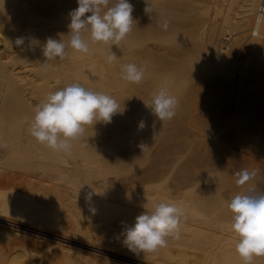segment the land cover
Returning <instances> with one entry per match:
<instances>
[{"label":"bare ground","instance_id":"obj_1","mask_svg":"<svg viewBox=\"0 0 264 264\" xmlns=\"http://www.w3.org/2000/svg\"><path fill=\"white\" fill-rule=\"evenodd\" d=\"M130 2L134 5V22L132 25V31L127 35V37L123 41L120 42L119 45L112 46V51L115 52L118 58L112 63H108L107 56L109 54V46L103 43L91 42L90 33L88 32L82 33L83 38L85 40H88L89 42V52L87 54L80 53L72 49L70 46H67V56L64 59L56 58L55 60H49L46 62V58L43 56V46L48 38L61 40L66 45H68L70 39L68 35L70 32L69 25L71 22L69 13L73 9L78 7L77 0H0V167L12 168V170H14V167L17 168L18 165L19 168L20 166L28 167L32 165L31 168L36 166L45 169V171L51 170L50 173L52 172V170L55 169V175L57 178H55L54 173H51V175L52 178L54 175V179H57L55 183H57L58 185L56 186H59V189H63V195L68 200H73L75 201V204L77 203V205L74 206L75 209H82L80 208V205L82 206L83 204V206L87 207V211L93 214L91 215L89 213L90 216H94L97 212L96 215L99 217H96L100 218V221L99 219H97L99 223H101L102 221L101 226H103V224L106 222V218H108L107 216L110 215V213L115 214L114 217L116 215H118V217L121 216V218L119 217L121 219L119 221V225H121V222L124 223V220H126V223L128 222V220L132 219L131 221H133V223L128 224V226H130L134 224L135 218L142 212L151 211L155 203H158L162 200H167L169 202H177L179 204H182L186 209V220H194V223L199 221V223L197 222L199 226L197 225L198 228L196 229H194V226L192 225L183 223L184 221L181 222L180 231L187 230L190 233L191 230L197 231L196 233L198 235H202L205 238L209 237L208 239L210 241L208 245L210 247V250L208 247L207 249L209 250L208 253L210 255V259L214 262L213 264H243L242 259L240 258L235 249L236 237L230 229L231 216L227 217L228 208L225 210L226 207L224 206L226 203H228L226 202V196L224 195L228 194L226 193L223 195L222 193H218L220 188L226 186H229L231 188L230 191L233 196L238 193L245 192L248 188H253L258 191L264 189V161H262L264 159V145H262V143L264 144V142L260 143V139H257L258 135L253 136L254 132H252L251 130V125H253V117L249 116L250 112H252L255 108L254 102L258 101L260 98L264 99L262 98L264 97V26L261 27L259 34L255 33L253 30L255 26L256 17L259 14L258 8L260 0H130ZM148 5L152 8L151 13H147L145 11V8ZM165 19L168 21L167 29H164L162 27L163 20ZM238 33H240V35H242L243 33L246 34H243L244 36L240 37L242 39L244 38L241 44L238 45L236 49H233V47L235 46H233V44L237 41H240L239 39H237L238 37H236V34ZM18 39H22L23 43L17 44L16 42ZM241 45L243 46L241 47ZM126 63H135L138 66L145 67V77L141 83L134 84L127 82L121 78V65ZM204 71L205 73L207 72L209 75L220 73L221 75H224L223 77H226L227 75V77L229 76V78L232 79L234 76L233 74H231L232 72H234V74L235 72H237L239 75L236 81L235 92L238 95L237 98H240L239 100L242 103V109H244L245 114H247L248 117L243 118V122L244 119H246V122L243 123V126L244 124H247V128L249 126L250 129V131L248 129L249 134H247L249 136L252 135L253 137H256L253 138V140L256 142V147H254L255 155H253L254 152L251 151L252 149H250L249 152V150L245 151L243 148L245 152L248 151V154L250 153L252 156H256L255 159L252 158L250 160V158L245 155L248 158V163L245 164L244 169H248L249 171H257L258 175L256 179L248 184H245L242 187H238L236 185V173L240 172L244 166V163H246H239L240 161L238 162L237 158L240 159V157L237 156V162L234 161L233 165L229 166L226 162H224V164L226 165L224 166V164H222V169L217 168V170L221 169L219 173L213 167L214 170L212 169V171H216L218 173H216L215 175V185H213L212 187L200 186L198 188L197 194H194L196 196L194 197V200L192 197L188 198V194L186 193L190 191L195 193V190L193 191V189H196L194 187L196 185H199L198 183H200L199 181L201 179V176L203 175V173L205 174L210 170L204 168L198 169V167L195 168L194 166L190 167L195 168L193 170L188 171V168L186 170L183 169L182 171L179 170L180 173L177 174V176L176 174L175 176H171V173L174 170V164H176L175 160L177 159V157H175L174 155L173 158H167L166 155L165 161L162 162V159L161 163H159L158 161V165H156L157 163L155 162L156 164H153L151 168L147 167L148 169H144L145 171L142 172L140 176L138 175V178L136 176L135 178L132 177L134 179L131 180L130 178V181H125V178H122V180L120 179L124 183H122L123 185L120 184V180L118 182L119 178L117 177L122 170H120L118 165L121 166L123 162L125 167L124 169L121 168L123 170H125L127 168L126 166L129 165L128 167H131L130 170L129 168L128 171L127 169L125 170L128 173L129 171H131V169L134 170L133 168L137 167V165L142 163V157L140 158V156L137 154L138 152L135 151L140 145L136 147L130 145L132 148H130L129 146V148H127L126 145L130 142H134L136 140L138 141L141 139L144 142L143 144L146 145V148L147 146H151L150 148L152 149V143L153 141H155V137H158L159 135L161 136L168 128H172L173 126L170 123L169 127H167L168 121L159 120L151 112V109L146 107L145 103H147V101L152 97V95L159 91L160 88H166L171 95L176 96L179 100V106L176 110V115L173 119L170 120H179L180 122V124L174 125V128H176H173L174 131L182 130V125H185V123L186 129L190 128L191 125L193 126L194 124V122L192 121V117L196 116L195 114H193L195 113V109L193 108L195 105L192 107L191 99H193L195 94H197V76L201 73L203 74ZM201 75L199 76V79ZM208 79L211 80L209 76ZM224 79L226 80L227 78H223V82L225 81ZM232 79L230 81H232ZM72 83H80L84 87L89 88L93 91L111 95L120 104V110L123 112L115 114L113 116V126H108L111 127V137H109V134H111V132L108 131L110 129H108L107 127V131H105L106 129L103 131L101 130V135H98L99 137H97V135L93 136V134L91 133H86V129L82 140L72 141L73 147L70 152H55L51 148L40 144L35 138L30 135V124L34 117L36 106L45 101L49 92ZM226 84H231V82ZM202 86H204V84ZM111 88L115 89V91L112 92ZM198 107L199 106H197V109ZM199 114L201 115V113ZM141 121L144 122V127L142 128L140 127ZM107 132L110 133H108V135L106 136L105 134ZM172 133H169V135ZM98 134L100 133L98 132ZM191 135L193 134L191 133ZM169 139H171V136ZM98 140L99 143L97 142ZM239 140L240 139H238V141ZM209 142L208 143L212 145L213 142ZM180 143L182 144V142ZM135 145L137 144L135 143ZM224 145H222V147ZM203 146L205 147L206 145L204 144ZM178 147H180V145ZM200 147L202 148V145H200L199 148ZM213 147H215V145L212 146V148ZM222 147L219 148L223 151ZM229 147L230 146H228V148ZM220 149L219 151H217V155H219V153L222 155ZM245 149H247V147ZM213 150L215 151V148L212 149V151ZM224 150L227 151L226 149ZM168 151L169 149L160 151L161 154H159V156L163 155L165 152ZM228 152H226V154H228ZM142 153H144V150ZM156 154L155 159L157 158ZM224 154L225 153L223 152V158ZM229 155L232 156L231 153H229ZM147 156L148 155L146 154L144 156L145 158L143 159H147ZM194 156H197V160L195 158L194 159L196 160V163H198V158H200L201 156L198 157L197 154H195ZM138 158L141 159V162ZM228 158L230 159L232 157L228 156ZM205 159H207V157ZM213 159L215 160V163L218 161H216L214 156L212 160ZM225 159L227 160V155ZM225 159H220L219 162H223V160ZM212 160L211 162H213ZM125 161L127 163L132 162L133 164L130 165V163H128L125 165ZM186 161L183 160L184 163H186ZM202 163L203 162H201V164ZM215 163L210 165H215V167H217ZM181 167L183 168V165ZM117 168L120 171H118ZM4 170L2 169V171ZM5 173L3 174V178L9 175L7 172V175L5 176ZM9 173L11 176L12 173ZM110 173L114 174L110 175ZM13 175H15L16 177V174ZM2 176L0 178H2ZM92 177L98 179H95L96 181L94 180L93 182L91 181ZM11 178L14 177L11 176ZM203 178L205 179L204 175ZM164 182L168 183L167 186L169 185V187L166 186V192L162 191L163 193H161L160 189L163 188H159L160 186L158 185V183H162L163 185ZM152 183H154L155 186L157 183V186L159 188L157 189L155 196L153 189L150 190L152 191V193H154L152 197H149L148 195H138L139 193H142L141 191L132 192V190H139V185H147L149 187V185H151ZM118 184H120L121 186H118ZM1 185L4 186L5 184ZM131 187L133 189H131ZM122 188H124V190H122ZM144 190H146L145 187L143 191ZM148 190L146 191L148 192ZM16 191L18 190H13L11 188L6 189L5 186L4 188L0 186V218L5 217L4 215H11L15 217H20L18 219H27L28 222L30 221L34 224H53L56 228H60L61 230L65 231L66 228L64 227L65 229H63V227H61V224L64 225V223L62 222L60 224V222L63 220L61 217L63 215H60V217L59 214L55 215L53 208L51 206H47L51 203L46 205L41 202V200H39L35 196V194H33V196H29V194H22L23 191L21 190L20 191L22 193L19 191V193H17ZM147 192L144 193L146 194ZM211 193H216L219 195L221 199L220 207H222L223 203V210H225L227 213L225 216L215 215V218H202L205 213H210L206 212L207 210L205 207L207 203V205H209V202H204L206 203L204 206L205 209L203 208L204 210H202L198 207L199 204L197 206V202L195 201L197 199H208ZM65 201L67 200L65 199ZM54 203H57V201ZM66 203L67 204H65L64 202L65 206H68V201ZM64 204H60V206L63 205V209ZM217 206L219 208V204H217ZM47 207H51L52 212H50L51 208L48 209ZM214 207H216V205H214ZM83 209L85 210V208ZM211 209V211H213L215 208L213 209L212 207ZM84 210L81 213V217H84L83 215H85ZM76 211L77 210H75V212ZM93 211L94 213H92ZM218 211L220 212L222 210L218 209ZM216 212L217 211H215V213ZM77 213L78 211L76 212V214ZM78 214L80 215V213ZM207 214L205 216H208ZM212 214L210 213L209 216H211ZM79 215H76L78 217L77 220L81 218H79ZM229 215H231V213H229ZM101 216H104V218H106L102 219ZM222 216L223 218H221ZM196 217H198V220L194 219ZM83 220L82 218L80 219L81 224L77 225V228L72 229V232H74L75 234H81L85 238L87 237V239H90L94 241L93 243L97 244H108L112 246L114 243L117 242H113V240L109 238L110 236L106 238L108 234L105 230L104 233L107 234L106 236L104 235V233L101 234L102 232L96 234V230H98L99 227H97L96 224L92 223L91 220L88 221L92 223V225H88L86 223L87 221ZM115 224L116 222L113 225ZM104 225H106V223ZM17 227L10 228L0 223V237L8 236L23 241H31L32 239V243L33 240L36 241V243H43V245L41 246L45 247V249L47 248V251L49 249L51 250V247H53L55 250H57L56 253L61 256V261L64 264H128L120 260L119 258H108L109 256L97 259V256H93L88 252L84 251L83 249L76 247L75 245L73 246L55 240H50L47 244L48 241L46 242L45 238L41 236H34L31 233L26 232ZM106 227L105 228L107 230L112 228L113 226L109 223ZM123 227L120 228L119 226L118 228L122 229ZM126 227L127 225L125 226V228ZM115 229L116 231H113L114 235L115 233L119 234V232H117V228ZM115 229L113 227V230ZM108 231L109 230H107V232ZM69 232L70 231H68V233ZM117 236L118 235L116 234V237ZM119 239L120 238H118V240ZM208 239L206 238V240ZM178 240L180 239H177L175 243H172L176 244ZM200 240L202 241L203 239ZM44 241L47 245H44ZM201 241V244L205 243ZM195 242L196 241H194L193 243L197 245V242ZM180 243H177V246H181ZM81 244L79 243V245ZM169 246H171V244H169ZM203 246H201L202 249L198 248V250L203 251L204 247L206 250V246ZM27 247L28 246L24 248L25 250L23 248L21 250H29V248ZM193 247L195 246L193 245ZM38 250L36 252H38ZM125 250L129 253H132L127 248H125ZM195 250L194 253H198V250L196 252ZM31 251L32 250L30 249V252ZM44 251L42 250L41 253H43ZM26 252H24L25 254L21 252V254L27 255ZM176 252L178 253V249L176 250ZM205 252L207 254V251H204V254ZM189 253H191V251L188 253L178 254L176 257V255H174L175 251L173 253L170 248H161L153 253H140L138 256H141L143 258L145 257L146 259L150 258L155 261L162 260L163 262L166 261L173 264H199L198 262L193 263V258H196L194 255L193 258H189L190 260L192 259L191 261L187 258L186 255ZM0 255V257H2V254ZM39 255L40 254H38V256ZM3 256V258L7 257V255L5 256L4 254ZM28 257L31 258V256ZM38 258L40 259V261H42L40 262L42 264L43 258H41V256H39ZM5 259L4 261H1L0 264H5L6 262L7 264H10V261H6ZM206 259L207 258L204 257V260ZM263 259L264 257H255L252 261V264H263ZM198 261H200V259ZM58 264L61 263L58 262ZM203 264L207 263L205 262Z\"/></svg>","mask_w":264,"mask_h":264},{"label":"rangeland","instance_id":"obj_2","mask_svg":"<svg viewBox=\"0 0 264 264\" xmlns=\"http://www.w3.org/2000/svg\"><path fill=\"white\" fill-rule=\"evenodd\" d=\"M243 34H246V33H243ZM240 35V33H238V34H236L237 36L236 37H238L237 39H239L240 41H237L236 43H234L233 44V49H236L237 47H238V45H240L241 44V42L244 40V38L242 39V38H240L241 36H244V35ZM243 45H241V47H242ZM241 49V48H240ZM234 51V50H233ZM199 74H200V72H199ZM202 74V73H201ZM200 74V75H201ZM205 76H207V77H205ZM203 76L201 75V77H200V79H199V76L200 75H198L197 76V85H198V87H197V94H195V96L193 97V99H191V104H192V107L195 109V113H193V114H195L196 116H193L192 118H193V122H194V124H193V126L191 125V127L190 128H188V129H186V123H185V125L183 124L181 127V129L182 130H180V131H174V129H176V128H174L175 126L174 125H178V124H180V122H179V120H177V121H170V120H167L168 121V124H167V127H169V124L171 123L173 126H172V128H168L161 136L159 135L158 137L156 136L155 138L156 139H154L155 141H153V143H152V149L150 148L151 146H147V148H146V145L145 144H143L144 142H143V140H136V141H134V142H130V143H128L127 145H126V147L127 148H132L131 146L133 145L134 147H136V146H138V145H140L139 147H137V150H135V151H137L138 153V155L140 156V158L142 157V163L141 164H139V165H137V167H135V168H133V166H132V168L134 169V170H132L131 169V171H129L128 173H127V171H128V166L129 165H127L126 167V169H127V171H125V170H123L125 167H124V164H123V162H122V165L121 166H119L118 165V167L120 168V170H122L120 173L118 172V171H120L118 168H117V172L119 173H117L118 174V177L117 178H119L118 179V182H119V180L121 179L122 180V178L125 180V181H130V178H131V180L132 179H134L135 178V176L138 178L141 174H142V172H144L145 170H147L149 167L151 168L152 166H153V164H156V165H158L159 163H161V160H162V162L163 161H165L166 160V157L168 158V157H174V155H175V157H177V161L175 160V162H176V164H174V170L172 171V173H171V176H175V174H176V176H177V174H179L180 173V171H182L183 169L184 170H186L187 168H188V171L189 170H193V169H195V168H197L198 167V169H207V170H210L209 172H207V173H203V175H204V177H205V179L203 178V175L201 176V179H200V183H198L199 185H196L194 188H196V189H193V191L195 190V193L194 192H192V191H190V192H185L186 194H188L187 196H188V198H190V197H192L193 199H194V197H196L195 195L197 194V192H198V188L201 186V187H204V186H210V187H212L213 185H215V175H216V173L218 172H220V170L222 169V164H224V162H226L227 163V165H233V163H234V161L235 162H237V160H238V162L239 163H243V162H246V163H244V166H243V168H242V170L244 169V167H245V164H247L248 163V158H250V160L252 159V158H256V156H252L250 153L248 154V151L247 152H245L246 150H249V152H250V149H252L251 151H255L254 150V147H256V142L253 140V138H256V137H253V136H255V135H258V137H257V139L259 138L260 139V143H262V142H264V128H263V126H264V99H259L258 101H256V102H254V110L252 111V112H250V115L249 116H251V117H253V122H252V124L254 125H251V130H252V132H254V135L252 136H249L248 134V129H249V126H248V128H247V124H244V126H243V123L244 122H246V119H244V122H243V118H248L247 117V114H245V111H244V109H242V103L240 102V98L238 99L237 97H238V95H237V93L235 92L236 91V81H237V78H238V73L237 72H235V74H234V72H232L231 74H233L232 76H233V79L232 78H229V76L227 77V75H226V77H223L224 75H221L220 73L218 74V73H216V74H213V75H209L207 72L205 73V71L203 72ZM208 74V75H207ZM208 76H209V78L211 79V80H209L208 79ZM211 77H213V78H211ZM227 78L225 81H227V82H223V78ZM218 79V80H217ZM220 79H222V80H220ZM232 79V81H230ZM214 80V81H213ZM220 80V81H219ZM219 81V82H218ZM221 81H222V83H221ZM229 81V82H228ZM206 82V83H205ZM231 82V84H226V83H230ZM199 83V84H198ZM212 83V84H211ZM220 83V84H219ZM204 84V86H202ZM216 84V85H215ZM225 85V86H223V85ZM217 85H218V87H217ZM222 86V87H221ZM227 86V87H226ZM230 88H229V87ZM205 87V88H204ZM208 87V88H207ZM211 88V89H210ZM225 89V90H224ZM230 91H229V90ZM232 89V90H231ZM212 90V91H211ZM216 90V91H215ZM111 91L112 92H114L115 91V89H112L111 88ZM229 91V92H228ZM208 92V93H207ZM204 93H205V95H204ZM225 93V94H224ZM230 93V94H229ZM199 94V95H198ZM209 96V97H208ZM229 96V97H228ZM236 96V97H235ZM225 97V98H224ZM220 98V99H219ZM262 98H264V97H262ZM196 99V100H195ZM210 99V100H209ZM212 100V101H211ZM228 100V101H227ZM235 100V101H234ZM202 101V102H201ZM210 101V102H209ZM194 102V103H193ZM197 103V104H196ZM206 104V105H205ZM229 104V105H228ZM237 104V105H236ZM241 104V105H240ZM197 106H199L198 107V109H197ZM210 106V107H209ZM238 106V107H237ZM240 106V107H239ZM202 107V108H201ZM208 107V108H207ZM209 108H211V109H209ZM213 108V109H212ZM224 108V109H223ZM226 108V109H225ZM193 109V110H194ZM197 109V110H196ZM206 109V110H205ZM209 110V111H208ZM237 110V111H236ZM242 110V111H241ZM233 111V112H232ZM199 113H201V115L199 114ZM217 113V114H216ZM218 114H220V115H218ZM209 115V116H208ZM228 115V116H227ZM227 116V117H226ZM246 116V117H245ZM227 118V120H226V118ZM206 118V119H205ZM207 118H209V119H207ZM233 118V119H232ZM196 119V120H195ZM223 119V120H222ZM232 119V120H231ZM184 120H186V119H184ZM203 120H205V121H203ZM214 120H215V122H214ZM222 120V121H221ZM218 121H220V122H218ZM179 122V123H178ZM225 122V123H224ZM112 123H113V118H112V120H111V122L110 123H103V122H98V123H96L95 125H93V126H87L86 127V129H87V131H86V133H91V134H93V136L94 135H97V137H99L100 135H101V130L103 131V130H105V131H107V128L108 129H110V130H108V131H110L111 132V134H109L110 136L109 137H111L112 136V131H111V127L113 126L112 125ZM231 123V124H230ZM104 124V125H103ZM199 124V125H198ZM212 124V125H211ZM215 124V125H214ZM226 124V125H225ZM111 125V127H108V126H110ZM208 125V126H207ZM240 125H241V127H240ZM105 126V127H104ZM107 127V128H106ZM203 127V128H202ZM216 127V128H215ZM221 127V128H220ZM242 127H244V128H242ZM102 128H104V129H102ZM174 128V129H173ZM213 128V129H212ZM233 128V129H232ZM190 129H191V131H190ZM194 129V130H193ZM200 129V130H199ZM227 129V130H226ZM100 130V131H99ZM207 130V131H206ZM220 130V131H219ZM241 130V131H240ZM100 133V134H98V132ZM189 131V132H188ZM219 131V132H218ZM232 133H231V132ZM249 131H250V129H249ZM110 132H107L105 135L107 136L108 135V133H110ZM172 132H174V133H172ZM182 132V133H181ZM197 132V133H196ZM202 132V133H201ZM214 132V133H213ZM216 132V133H215ZM243 132H244V134H243ZM166 133V134H165ZM169 133H172V134H170L169 135ZM191 133L193 134V135H191ZM194 133H195V135H194ZM200 135H199V134ZM248 133V134H247ZM168 134V135H167ZM215 134H216V136H215ZM236 134V135H235ZM240 134V135H239ZM99 135V136H98ZM184 135V136H183ZM238 135V136H237ZM163 136V137H162ZM168 136H169V138H170V136H171V139H169L168 138ZM173 136V137H172ZM179 136V137H178ZM201 136V137H200ZM212 136V137H211ZM218 136H220V137H218ZM243 136V137H242ZM177 137H178V139H177ZM196 137V138H195ZM205 137V138H204ZM234 137V138H233ZM247 137V138H246ZM250 137V138H249ZM158 138V139H157ZM176 138V139H175ZM201 139V140H200ZM230 139V140H229ZM234 139V140H233ZM238 139H240L239 141H238ZM167 140V141H166ZM199 140V141H198ZM205 140H206V142H205ZM213 140V141H212ZM215 140V141H214ZM248 140V141H247ZM251 140V141H250ZM209 141H211V142H213L212 143V145L211 144H209L210 142ZM237 141H238V144H237ZM250 141V142H249ZM98 143H99V140L97 141ZM96 142V143H97ZM179 142V143H178ZM180 142H182V144L180 143ZM190 142H192V143H190ZM209 142V143H208ZM228 142V143H227ZM248 142H249V144H248ZM253 142H254V145H253ZM135 143L137 144V145H135ZM170 143H171V145H170ZM175 143H177V144H175ZM202 143V144H201ZM216 143V144H215ZM218 143V144H217ZM222 143V144H221ZM236 143V144H235ZM250 143H252V144H250ZM169 144V145H168ZM180 145V147H178L179 145ZM206 145L205 147L203 146V145ZM221 144V145H220ZM226 144H228V145H225ZM247 144V145H246ZM131 145V146H130ZM178 145V146H177ZM189 145V146H188ZM191 145V146H190ZM198 145V146H197ZM200 145H202V148L200 147L199 148V146ZM215 145V147H213L212 148V146H214ZM220 145V146H219ZM222 145H224L223 147H222ZM238 145V146H237ZM243 145V146H242ZM249 145V146H248ZM253 145V146H252ZM262 145H264L263 143H262ZM129 146V147H128ZM160 146V147H159ZM164 146V147H163ZM175 146V147H174ZM228 146H230L229 148H228ZM253 148H252V147ZM156 147V148H155ZM167 147V148H166ZM188 147H189V149H188ZM190 147H191V149H190ZM218 147V148H217ZM219 147H222V149H223V151L219 148ZM247 147V149H245ZM210 148H211V150H210ZM215 148V151L213 150L212 151V149H214ZM232 148H234V149H232ZM243 148H244V150H243ZM148 149H151V150H148ZM166 149H169V151L168 152H165L163 155H160L159 156V154H161V152L160 151H164V150H166ZM181 151H180V150ZM200 149H201V151H200ZM217 149V150H216ZM219 149H220V152H222V155L219 153V155H217V151H219ZM224 149H226L227 151H225ZM139 150V151H138ZM143 150H144V153H142L143 152ZM154 150V151H153ZM158 150V151H157ZM179 150V151H178ZM186 150H188V151H186ZM197 150H198V152H197ZM209 150V151H208ZM230 150V151H229ZM150 151V152H149ZM157 151V152H156ZM176 151H178V152H176ZM229 151V152H228ZM234 151V152H233ZM236 151V152H235ZM239 151V152H238ZM140 152V153H139ZM147 152V153H146ZM170 152H172V153H170ZM176 152V153H175ZM180 152V153H179ZM205 152V153H204ZM211 152H213V153H211ZM216 154H215V153ZM223 152L225 153L224 154V158H223ZM226 152H228V154H226ZM236 153V154H233V153ZM238 152V153H237ZM253 152H251V153H253ZM149 153V154H148ZM153 155H152V154ZM157 153V154H156ZM163 153V152H162ZM179 153V154H178ZM198 153H200V154H198ZM202 153V154H201ZM204 153V154H203ZM229 153H231V155L232 156H230L229 155ZM240 153V154H239ZM136 154V155H137ZM143 154H144V156L147 154L148 156V158L147 159H143V158H145L144 156H143ZM155 154L157 155L156 157V159H155ZM195 154H197L198 155V157H200V158H198L199 160L201 159H203L202 161L200 160H198L197 162L198 163H196V157L197 156H194ZM209 154H210V156H209ZM212 154V155H211ZM214 154V155H213ZM238 154V155H237ZM137 155V156H138ZM142 155V156H141ZM167 155V156H166ZM171 155V156H170ZM178 155H180V156H178ZM185 155V156H184ZM222 157H221V156ZM226 155H227V160L225 159L226 158ZM235 157H234V156ZM248 157H246V156ZM253 155H255V152H254V154ZM151 156V157H150ZM166 156V157H165ZM205 156V157H204ZM212 156V157H211ZM213 156H214V158L216 159V161L218 162V164H217V162L215 163V160L213 159L212 160V158H213ZM215 156H217L218 157V159H217V157H215ZM228 156L229 157H232V158H228ZM240 157V159L239 158H237V160H236V157ZM241 156H244V157H241ZM163 157V158H162ZM181 157V158H180ZM207 157V159H205ZM209 157V158H208ZM140 158H138L139 160H140V162H141V159ZM150 158V159H149ZM196 160H195V159ZM211 158V159H210ZM225 159V160H223V162L221 161V162H219L220 161V159ZM234 158V159H233ZM243 158V159H242ZM159 159V160H158ZM181 159V160H180ZM210 159V160H209ZM143 160H144V162H143ZM155 160V161H154ZM183 160L184 161H186V160H188V161H186V163H184L183 162ZM211 160L213 161V162H211ZM229 160V161H228ZM231 160V161H230ZM244 160H246V161H244ZM249 160V161H250ZM150 161V162H149ZM158 161H159V163H158ZM182 161V162H181ZM195 161V162H194ZM228 161V162H227ZM262 161H264V159L262 160ZM126 162V161H125ZM124 162V163H125ZM148 162V163H147ZM156 162V163H155ZM174 162V163H175ZM200 162V163H199ZM201 162H203L202 164H201ZM128 163H130V165H132L133 163L132 162H128ZM127 162L125 163V165L126 164H128ZM187 163H188V165H189V167H188V165H187ZM204 163H206V164H204ZM216 164L217 165V167H215V165H210V164ZM221 163V164H220ZM231 163V164H230ZM185 164V165H184ZM191 164H192V166H191ZM199 164V165H198ZM176 165V166H175ZM183 165V168L181 167ZM198 165V166H197ZM218 165H220V166H218ZM226 164H224V166H225ZM177 166H179V167H177ZM186 166V167H185ZM195 166V168H190V167H194ZM203 166H205V167H203ZM25 167V168H24ZM32 167V165H30V166H28V167H26V166H20V168H19V165L17 166V168H15L14 167V170H12V168H7V167H3V168H1L0 167V177L5 173V176L7 175V172H8V174L9 175H7L8 177H10L11 178V176L12 177H14V178H8L7 176L5 177V178H3L4 177V175L2 176V178H0V186L1 187H3L4 188V186H5V188L7 189V188H11V189H13V190H18L19 192H21V191H23V193L22 194H26V195H28L29 194V196H33V194H35V196L39 199V200H41V202H43L44 204H50V205H47V206H51L52 208H53V211H54V213H55V215L56 214H59V217H60V215H63V216H61L62 217V221L60 222V224L63 222L64 223V225L63 224H61L62 226L61 227H63V229H65V231H63V230H61L60 228H56L53 224H46L45 225V223L43 224V223H33V222H30V224H29V222L27 221V219H23V218H21V219H18V218H20V217H15V216H11V215H4L5 217H3V218H0V223L1 224H3L4 226H7V227H17V228H19V229H22V230H24V231H26V232H29V233H31L32 235H34V236H41V237H43V238H45V241L47 242V244L49 243V241L50 240H55V241H59V242H62V243H66V244H69V245H75L76 247H78V248H81V249H83L84 251H86V252H88L89 254H91V255H93V256H97L96 258L97 259H99V258H104V257H108V258H119L120 260H122V261H124V262H126V263H128V264H168L169 262H166V261H162V260H152V259H150V258H143V257H141V256H138V255H134V254H132V253H129V252H127L126 250H125V246L122 244V240L121 239H123L122 237V235L121 236H117L118 238H120L119 240H118V238L116 237V234L118 235V233H115V235H114V232L113 231H116V229L115 228H117V232H119V233H121L122 232V229H124L125 228V226L127 225V227H129L128 226V224L129 223H133V221H131V220H128V222H126L125 223V221L126 220H124L123 222L124 223H122L121 222V225H119L120 224V218H121V216H119L118 217V215H116L115 217H114V215L115 214H112V213H110V215H108L107 217L108 218H106L107 220H106V225H104L103 224V226H101V223H102V221H101V223H99L98 222V220L97 219H99V221H100V218H97V217H99V216H97L96 214H97V212L95 213V217L94 216H90V212L89 211H87V207L86 206H83V204H82V206L80 205V208H85V210H84V212H85V215H83L84 217H81L82 215H81V213L83 212V210L82 209H75V207L74 206H76L77 205V203L75 204V201H73V200H68L64 195H63V189H59L60 187L59 186H56V185H58L57 183H55V181H57V179L55 180L54 179V175L56 174V170L54 169V170H52V172L51 173H54V175H53V178H52V175H51V173H50V171H45V169H43V168H39V167H36V166H34L33 168H31ZM148 167V168H147ZM200 167V168H199ZM213 167H214V169L215 170H217V168H221L219 171L217 170V172L216 171H212V169H213ZM31 168V169H30ZM121 168H123V169H121ZM131 168V167H130ZM130 168H129V170H130ZM142 168H143V170H142ZM177 168H179V169H177ZM2 169L5 171H2ZM34 169V170H33ZM42 169V170H41ZM136 169V170H135ZM145 169V170H144ZM213 169V170H214ZM26 170V171H25ZM33 170V171H32ZM142 170V171H141ZM177 170V171H176ZM180 170V171H179ZM14 171V172H13ZM43 171H44V173H43ZM2 172H4V173H2ZM9 172H13L12 174H11V176H10V173ZM32 172H33V174H32ZM36 172V173H35ZM126 172V173H125ZM2 173V174H1ZM38 173V174H37ZM217 173V174H218ZM13 174H16V177H15V175H13ZM21 174V175H20ZM42 174H44V175H42ZM112 174H114V173H110V175H112ZM129 174H131V175H129ZM134 174H136V175H134ZM206 174H207V177H206ZM213 174V175H212ZM35 175V176H34ZM48 175H50V176H47ZM139 175V176H138ZM122 176V177H121ZM209 176V177H208ZM44 177H46V178H44ZM50 177V178H49ZM121 177V178H120ZM132 177H134V178H132ZM211 177V178H210ZM48 178V179H47ZM55 178H57L56 177V175H55ZM93 178V179H92ZM91 178V181H93L94 182V180L96 179H98V178H94V177H92ZM23 179V180H22ZM53 179V180H52ZM127 179V180H126ZM129 179V180H128ZM207 179V180H206ZM90 180V179H89ZM95 180V181H96ZM120 180V184H122L123 183V181H121ZM5 181V182H4ZM41 182V183H40ZM211 182H214V183H211ZM36 183V184H35ZM210 185H209V184ZM1 184H5L4 186L3 185H1ZM11 184V185H10ZM120 184H118V186H121ZM124 184V183H123ZM122 184V185H123ZM167 184L168 183H166V182H164V184L162 185V183L161 184H159L158 183V185L160 186L159 188H165L164 190L163 189H160L161 190V193H163L164 191L166 192V186H167ZM41 185H43V186H41ZM6 186H8V187H6ZM16 186V187H15ZM17 186H18V188H17ZM27 186V187H26ZM53 186V187H52ZM164 186V187H163ZM13 187H15V188H13ZM38 187V188H37ZM43 187H45V188H43ZM52 189H51V188ZM59 187V188H58ZM122 187H124V186H122ZM141 187V188H140ZM143 187V188H142ZM144 187H145V189L146 190H148L149 188V190H148V192L146 191V190H144L143 191V189H144ZM151 187H153V188H151ZM155 187V188H154ZM167 187H169V185L167 186ZM227 187V186H226ZM226 187H223V188H220L219 189V193L218 194H220V193H222L223 195L224 194H228V195H224V196H226V202H228V201H230V199L232 198V196H233V194L231 193V191H230V187L228 186L227 188ZM17 188V189H16ZM42 188V189H41ZM158 188V186H157V183H156V186H155V184L154 183H152L151 185H149V187L146 185H142V186H138V189L139 190H132V192L134 191H141L142 193L140 194H138V195H140V196H149V197H152L153 196V194H154V196L156 195V192H157V189H159ZM28 189V190H27ZM57 189V190H56ZM131 189H133L132 187H131ZM141 189V190H140ZM154 190V193H152V191H150V190ZM21 190V191H20ZM35 190V191H34ZM46 190V191H45ZM122 190H124V188H122ZM18 191H16L17 193H19ZM163 191V192H162ZM189 191V190H188ZM221 191V192H220ZM225 191H227V192H225ZM27 192V193H26ZM37 192V193H36ZM59 192V193H58ZM127 192V191H126ZM144 192H147L146 194L144 193ZM230 192V193H229ZM43 193V194H42ZM149 193V194H148ZM152 193V194H151ZM45 194V195H44ZM48 194V195H47ZM55 194V195H54ZM124 194H126V193H124ZM195 194V195H194ZM218 194H216V193H211L210 195H209V198L208 199H210V200H208V199H197L195 202H197L196 204H197V206H198V204H199V208L200 209H202V210H204L205 208H204V206H205V204L206 203H204L205 201L206 202H209V205H207L206 204V212H210L211 214L212 213H214V214H212L211 216H209V214H207V213H205V215L207 214L208 216H203L202 218H205V217H208L209 219L212 217V218H215L214 216L215 215H218V216H221V215H223V216H225L227 213V217L228 216H231V215H229V211H228V207H227V205L226 204H228V203H226L225 205L222 203V207H220V205H221V202H220V197H219V195ZM221 194V195H222ZM61 195V196H60ZM127 195H128V193H127ZM131 195V194H130ZM218 195V196H217ZM186 196V195H185ZM64 200H63V199ZM187 198V197H186ZM46 199V200H45ZM65 199L68 201V206H69V208H68V206L66 205L65 206V204H67L66 202L67 201H65ZM59 200V201H58ZM62 200H63V203H62ZM195 200V199H194ZM208 200V201H207ZM57 201V203H54V202H56ZM202 201V202H201ZM49 202V203H48ZM64 202H65V204H64ZM213 202H214V204H213ZM53 203V204H52ZM132 203V202H131ZM201 203V204H200ZM203 203V204H202ZM219 204V208H218V206H217V204ZM60 204H64V209L66 210H64L62 207H63V205H61L60 206ZM213 204V205H212ZM57 205H58V207H57ZM214 205H216V207H214ZM226 207L225 208V210L227 209V213H226V211L225 210H223L224 209V206ZM209 206V207H208ZM51 207H49V208H51ZM208 207V208H207ZM213 207V211H211L212 208ZM48 208V207H47ZM48 208V209H49ZM52 208L50 209V212H52L51 210H52ZM59 210V209H61V210H57V209ZM71 208V209H70ZM204 208V209H203ZM216 208H217V210H216ZM77 210L78 211V213H80V215L77 213L76 214V212H75V210ZM218 209H221L222 211H218ZM60 211H61V214H60ZM215 211H217L216 213H218V214H216L215 213ZM205 212V211H204ZM65 213V214H64ZM71 213V214H70ZM74 213V214H73ZM90 213V214H89ZM92 213H94V211L92 212ZM111 214H112V216H111ZM74 215V216H73ZM76 215H79V218L81 217L82 218V220L84 219L85 221H87L86 223L88 224V225H92V223H94V224H96L97 225V227H99L98 228V230H96L97 232H96V234H99V233H101V234H103L105 231H106V233L108 234H106V233H104V235L106 236V238L108 237V236H110L109 238L111 239V240H113V242L115 241H117L116 243H114L112 246H110V245H104V244H100V243H93L94 241H92V240H90V239H87V237L85 238L83 235H81V234H75L74 232H72V229H74V228H77V225H79V224H81V222H80V219H78L77 220V216ZM88 215V216H87ZM91 215H93V214H91ZM104 216H106V215H104ZM104 216H101L102 217V219H105L104 218ZM223 216L221 217V218H223ZM15 217V218H14ZM65 217H67V218H65ZM89 218V219H88ZM97 220H95V219ZM110 218H112V219H110ZM116 218V219H115ZM200 218V217H199ZM101 219V220H102ZM195 220H198V217H196V218H194ZM83 220V221H84ZM88 220H91V222L92 223H90ZM92 220H95L96 222H98V223H96L95 221H92ZM123 220V219H122ZM199 220H201V219H199ZM68 221H70V222H68ZM184 221V222H183ZM193 221V222H192ZM5 222V223H4ZM7 222V223H6ZM90 224H89V223ZM116 222V226L115 225H113L114 223ZM117 222H119V223H117ZM135 222V221H134ZM182 222L183 223H187V224H189V225H192V226H194L193 228L194 229H196V228H198V226H199V221H195L196 223H194V220H182ZM33 223V224H32ZM68 223H70V224H68ZM85 223V224H86ZM112 224V226L114 227V229L115 230H113V227L112 228H110V229H107V230H109L108 232H107V230H106V226H107V224ZM13 224V225H12ZM40 224V225H39ZM83 224V223H82ZM100 224V225H99ZM124 224V225H123ZM194 224V225H193ZM48 225V226H47ZM49 225H50V227H49ZM198 225V226H197ZM31 226V227H30ZM47 226V227H46ZM71 226H74V227H71ZM120 226V228L121 227H123L122 229H120V228H118ZM131 226V225H130ZM53 227H55V228H53ZM65 227V228H64ZM104 227V228H103ZM106 227V228H105ZM103 228V229H102ZM27 229V230H26ZM35 229V230H34ZM37 229V230H36ZM54 229V230H53ZM60 229V230H59ZM68 229V230H67ZM121 231H119V230ZM100 230V231H99ZM105 230V231H104ZM68 231H70L69 233H68ZM193 232V233H192ZM197 231H192L191 230V233L189 232V231H187V230H183V231H180V240H178L177 241V243H180L181 244V246L179 245V246H177V243L176 244H174L175 243V241L177 240H174L173 238H171V237H169V240L171 241H169L168 240V242H170V243H168L167 244V247H164V248H170V250L174 253V251H175V254L174 255H176V257H177V255L178 254H182V253H188V252H190L191 251V253H189V254H187L186 256H187V258L189 259V258H193V255L197 258H193V263H195V262H198L199 264L201 263V264H203V263H209V264H213L214 262H213V260H211L210 259V255H209V250H210V247H209V237H206L208 240H206V238L205 237H203L202 235H198L197 233H196ZM110 233V234H109ZM112 233V234H111ZM189 233H190V235H189ZM44 234V235H43ZM73 234H75V235H73ZM60 235V236H59ZM76 235H78V236H76ZM192 235H193V237H192ZM75 236V237H74ZM190 236V237H189ZM80 237H81V239H80ZM192 237V238H191ZM200 237V238H199ZM9 238V239H8ZM11 238V239H10ZM112 238H114V239H112ZM187 238H188V240H187ZM199 238V239H198ZM14 239V240H13ZM87 239V240H86ZM116 239V240H115ZM200 239H203L202 241L200 240ZM3 240H4V242H3ZM198 240H199V244H198ZM45 241H44V243H45ZM90 241V242H89ZM180 241V242H179ZM194 241H196L197 242V245H195L193 242ZM200 241L201 242H205V243H200ZM9 242V243H8ZM29 242V243H28ZM119 242V243H118ZM172 242H174V243H172ZM195 242V243H196ZM5 243V244H4ZM24 243V244H23ZM27 243V244H26ZM79 243L81 244V245H79ZM19 244V245H18ZM28 244H30V245H28ZM33 244V245H32ZM46 243L44 244V245H47ZM169 244H171V246H169ZM41 245H43V243L42 244H40L39 242L38 243H36V241H34L33 240V243H32V239H31V241L29 240H26V241H23V240H18V239H16V238H12V237H8V236H3V237H0V246H1V249H0V254H2V257H0V262L1 261H4V259L6 260V261H10V264H37L38 262L40 263V262H42V261H40V259L38 258L39 256H41V258H43V263L44 264H58V262L59 263H61V264H64L62 261H61V256L60 255H58L56 252H57V250H55L53 247H51V250L49 249L48 251H47V248L45 249V247H42ZM103 245V246H102ZM122 245V246H121ZM193 245L195 246V247H193ZM206 246V250H205V247L204 246ZM26 246H28L27 248H29V250H26V251H28V252H26V251H24L25 249V247ZM105 246V247H104ZM182 246H184L185 247V249H184V247H182ZM196 246H198V247H196ZM201 246H203L204 247V249H203V251L202 250H198V248L199 249H202L201 248ZM8 247V248H7ZM17 247H19V248H17ZM44 248V249H42V248ZM84 247V248H83ZM178 247V248H177ZM182 247V248H181ZM207 247L209 248V250L207 249ZM17 248V249H16ZM24 249V250H21V249ZM42 249L43 251L44 250H46V251H44L43 253H41L42 252V250H38V249ZM120 248V249H119ZM195 248H196V250H195ZM15 249V250H14ZM20 249V250H19ZM30 249L33 251H31L30 252ZM35 249V250H34ZM38 250V252H36L37 250ZM54 249V250H53ZM94 249V250H93ZM178 249V253L176 252V250ZM187 249V250H186ZM193 249V250H192ZM3 250H6V251H3ZM7 250H9V251H7ZM194 250H195V252L198 250V253L196 252V253H194ZM3 251V252H2ZM23 253V254H25L24 252H26L27 253V255H23V254H21V252ZM35 251V252H34ZM102 251V252H101ZM201 251H202V253H203V255H202V253H201ZM204 251H207V254H206V252H205V254H204ZM7 252V253H6ZM17 252V253H16ZM51 252V253H50ZM101 252V253H100ZM180 252V253H179ZM9 253V254H8ZM12 253V254H11ZM14 253V254H13ZM40 254L39 256H38V254ZM192 253H194V254H192ZM201 253V254H200ZM3 254L6 256L7 255V257H5V258H3L4 256H3ZM17 254H18V256H17ZM30 254V255H29ZM195 254H197V255H195ZM21 257H20V256ZM126 255V256H125ZM190 257H189V256ZM1 256V255H0ZM9 256V257H8ZM10 256H11V258H10ZM25 256V257H24ZM28 256H31V258L30 257H28ZM202 256H203V258H202ZM208 256V257H207ZM16 257V258H15ZM24 257V258H23ZM204 257H206L207 259L206 260H204ZM29 258V259H28ZM47 258V259H46ZM127 258V259H126ZM132 258V259H131ZM201 258H202V260H201ZM23 259H24V261H23ZM30 259H32V260H30ZM45 259V260H44ZM148 259H150V260H148ZM195 259H196V261H195ZM200 259V261H198ZM212 262H210L209 260ZM26 260H27V262H26ZM58 260V261H57ZM130 260V261H129ZM190 260V259H189ZM190 260V261H191ZM208 260V261H207ZM264 260V259H263ZM61 261V262H60ZM15 262V263H14ZM19 262V263H18ZM24 262V263H23ZM30 262V263H29ZM55 262V263H54ZM150 262V263H149ZM262 262H264V261H262ZM38 263V264H39ZM42 263V264H43ZM5 264H7V262L5 263ZM41 264V263H40ZM169 264H173V263H169ZM262 264V263H261ZM264 264V263H263Z\"/></svg>","mask_w":264,"mask_h":264},{"label":"clouds","instance_id":"obj_3","mask_svg":"<svg viewBox=\"0 0 264 264\" xmlns=\"http://www.w3.org/2000/svg\"><path fill=\"white\" fill-rule=\"evenodd\" d=\"M77 4L78 7L69 13L68 45L48 38L43 46L46 62L64 59L67 46L87 54L89 42L82 33L88 32L91 42L109 46L107 62L112 63L118 58L112 46L119 45L132 31L134 5L130 0H77ZM145 11L151 13V6ZM262 26L264 9L256 17L254 32L259 34ZM162 27L167 29L166 19ZM16 43L22 44L23 40L18 39ZM145 72V67L135 63L121 65V78L130 83H141ZM145 105L159 120H171L176 115L179 100L166 88H160ZM122 112L111 95L72 83L49 92L45 101L36 106L30 135L55 152L67 153L73 147L72 141L83 139L87 126L110 123L115 114ZM140 127H144L143 121ZM257 175L255 170L243 169L236 173L235 183L242 187L254 181ZM227 207L231 213L230 229L236 237V252L243 264H252L255 257H264V189L248 188L234 195ZM186 219L187 212L182 204L162 200L155 203L151 211L138 215L134 224L124 228L118 237L122 235V244L136 255L153 253L167 247L169 237L180 238L181 222Z\"/></svg>","mask_w":264,"mask_h":264},{"label":"built area","instance_id":"obj_4","mask_svg":"<svg viewBox=\"0 0 264 264\" xmlns=\"http://www.w3.org/2000/svg\"><path fill=\"white\" fill-rule=\"evenodd\" d=\"M261 9H264V0H260L258 11L260 12ZM228 40V39H227ZM225 42V41H224Z\"/></svg>","mask_w":264,"mask_h":264}]
</instances>
